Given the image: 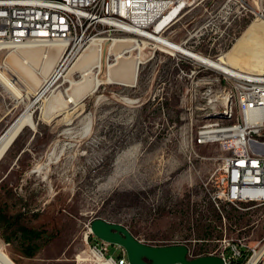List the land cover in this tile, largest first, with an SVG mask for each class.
<instances>
[{
  "label": "rangeland",
  "instance_id": "1",
  "mask_svg": "<svg viewBox=\"0 0 264 264\" xmlns=\"http://www.w3.org/2000/svg\"><path fill=\"white\" fill-rule=\"evenodd\" d=\"M226 1L195 0L173 19L162 38L184 43L194 53L219 54L229 66L238 58L252 60V50L264 47V0H233L236 16L228 20L220 11ZM154 31L160 35L159 29ZM227 34L233 36L231 42L224 41ZM111 42L103 43L101 66L93 70L103 83L94 90L87 88L79 103H68L60 111L45 109L51 94L60 91L66 100L72 93L74 83L62 77L52 93L36 101L26 83L16 85L23 93L29 91L30 99L16 97L0 83V135L30 101H34L35 123V129L21 130L0 159L2 253L16 264H97L92 257L95 236L90 232L97 218L119 223L151 245L175 238L208 239L195 243L194 254L219 252L223 239L250 245L262 240L264 203H241L240 208L221 203L218 210L202 185L211 162L195 160L192 166L187 155L176 149L173 133L182 123L180 117L187 116L180 104L186 81L163 91L158 86L159 74L171 71V59L152 45L118 58L124 43L109 49ZM13 50L0 51V66L7 76L19 79L7 67L11 55L22 56L20 50ZM82 51L60 69L75 82L83 78L76 67ZM137 54L143 62L135 83L127 85L114 76L113 82H106V72L116 71ZM50 55L54 57L51 72L58 54ZM203 76L197 75V80ZM197 80L191 85L190 105L196 122H202L215 111L214 106L198 108ZM88 118L90 132L83 136L79 132ZM198 151L218 153L215 145ZM107 249L108 255L117 256L114 246Z\"/></svg>",
  "mask_w": 264,
  "mask_h": 264
},
{
  "label": "built area",
  "instance_id": "2",
  "mask_svg": "<svg viewBox=\"0 0 264 264\" xmlns=\"http://www.w3.org/2000/svg\"><path fill=\"white\" fill-rule=\"evenodd\" d=\"M194 1L0 0V51L36 44L45 49V59L52 51L59 50L60 53L61 46H68V54L59 55L53 69L60 70L85 48L91 38L102 36L104 42L112 41L114 37L141 39L144 36L140 31H151L169 14L176 18ZM233 3V0H227L220 9L226 20L236 16ZM240 6L245 9L243 1ZM172 21L161 26V35ZM232 39L233 36L227 34L224 41L231 42ZM180 44L184 46V43ZM156 49L172 63L171 71L165 76L159 74L160 90L186 81L180 104L187 116L180 117L182 123L173 136L176 149L187 155L189 164L193 166L195 160L211 162L210 173L202 185L213 206L220 210L221 203L236 208H240L241 203H264V76L236 71L229 73L166 47ZM195 53L215 60L221 56ZM197 75L211 76V84L202 85L200 91L203 111L205 104H212L214 111H219L220 103L204 102V93L211 85L222 84L227 85V93L234 97L238 117H232V121L226 124L196 122L190 105V89ZM211 145L217 147L216 155L199 153V147ZM205 242L208 239L175 238L164 245H185L189 250L188 258L212 254L222 257L224 264H264V238L253 245L223 239L225 244L219 252L194 254L195 243ZM95 243L100 246V253L96 254L107 264H129L122 247L112 245L118 252L114 257L107 254V246L111 244L99 239H95Z\"/></svg>",
  "mask_w": 264,
  "mask_h": 264
},
{
  "label": "bare ground",
  "instance_id": "3",
  "mask_svg": "<svg viewBox=\"0 0 264 264\" xmlns=\"http://www.w3.org/2000/svg\"><path fill=\"white\" fill-rule=\"evenodd\" d=\"M174 18L175 17L173 16V14H169L166 18H164V20L159 25L155 26L151 31H140L141 35L144 36L141 39L132 40L128 37H114L112 42L109 44V49L111 48V46H114L117 43H124L123 50L118 53L119 56L118 58H120L121 56L119 54H123V55L128 54L133 50H137L138 52H140V50L145 45H152L153 48L154 47L156 48L158 46L161 48L166 47L168 50L190 56L199 63H203L209 67L216 68L221 71H225L229 73H233L234 71H236V72H244L245 74H250V75L264 76V47L256 46L255 48L256 50H252L255 53L252 60L240 59L237 57L238 59L232 60L233 63L229 62L232 65L229 66L220 60L222 56H220V58L216 60L208 57H203L197 53H194L193 51L188 50L187 48H184V46L180 43L178 45L162 38V35L161 34L159 35L158 31H154L155 29H159V32L161 33L160 31L161 26L168 21H172ZM104 40L105 37H101V36L91 38L89 43L87 44V47L79 55L78 58L80 59V61L78 60L79 62L78 64L76 63L77 64L76 67L78 68V70L79 69L82 70L83 73L81 74H83L82 75L83 78L78 82H75L73 79L66 78L69 77L67 76L68 74L63 75L61 70H53L50 72V69L54 63V59H53L54 57L52 58L51 55L50 56L48 55V57L44 59L43 54L45 52V49L42 50L41 48H39L40 46H37L36 44H28L20 49L13 50V51L20 50L22 56L19 55V57H16L15 55H11L8 61L7 67H10V69L19 76V79L16 77L14 79V77L10 78L9 76H7L1 70V66H0V83L7 90L14 93L16 97L28 99L30 97L29 91L23 93L22 88L16 85V83L18 85L22 84L21 82L26 83L29 86V89H31V94L33 95L32 97L34 98V101H36L39 98L44 97L48 93L49 94L52 93L55 89L52 88L54 87L55 82L62 77L64 82H68L71 84L74 83L73 91L69 95V97L67 96L69 99L66 98V100H63V96L60 91L51 94L50 99H48L49 100L48 104L46 103V109L44 108L45 112L60 111V109L63 108L68 103L77 104L80 102L81 94L87 91V88L91 87L94 90L97 86L103 83V81L98 78V76L93 72V70L96 68H100L101 66V59H102L101 50ZM131 43L132 46H130ZM56 53L58 54V57L59 55H67L68 46H61L60 53L59 50ZM130 56L131 54L125 57L129 58ZM142 62L143 61L141 60L140 56L138 54L135 55L132 60H129L121 64L116 71L114 70V71L106 72V82L108 83L113 82L112 79L114 76V77H119L125 82H127L124 84L130 85L129 82L135 83L139 64H141ZM108 66H111V64L107 65V67ZM210 84H211V76L209 75H204L203 77H201V79H198L196 81L195 90L198 91L197 96L200 100H201L200 91L202 90V85H210ZM195 98L197 97L195 96ZM34 101L33 102L30 101V103L26 106L25 110L0 135V157L2 156L4 151L7 149L9 144L12 142V140L15 138V136L20 130H22L25 126H29L35 129L34 127L35 123L31 112V106L34 103ZM204 102L220 103L219 111L214 112V114H209L205 116L204 120L202 121L204 123L226 124L232 121V117H238V108H234V97L231 94L227 93V85H222V84L211 85L210 89H206L204 93ZM213 106L214 105L212 104H205V109ZM198 108H201V110H203V103H201L200 107ZM90 128H91V121L88 118L86 121L83 122L82 128L80 130L81 132L79 133L84 136L85 134L90 132ZM53 152L54 151L51 152V155L53 154ZM40 166H37L36 169L34 168L36 172L40 171L41 168ZM95 239L97 238L95 237ZM169 245H177V244H169ZM93 250L96 251L95 253L93 252L94 253L92 255L93 260L97 262V264H107L105 261L101 259L99 254H96V253H100V246L98 245V243L95 244ZM205 255H212V254H200V256H205ZM0 264H16V263H14L8 257V255L2 253V250L0 248Z\"/></svg>",
  "mask_w": 264,
  "mask_h": 264
},
{
  "label": "water",
  "instance_id": "4",
  "mask_svg": "<svg viewBox=\"0 0 264 264\" xmlns=\"http://www.w3.org/2000/svg\"><path fill=\"white\" fill-rule=\"evenodd\" d=\"M20 131L0 159L10 148ZM90 231L97 239L122 247L129 264H224L222 257L217 255L188 258L189 250L185 245H151L141 242L125 226L99 218L91 222Z\"/></svg>",
  "mask_w": 264,
  "mask_h": 264
},
{
  "label": "trees",
  "instance_id": "5",
  "mask_svg": "<svg viewBox=\"0 0 264 264\" xmlns=\"http://www.w3.org/2000/svg\"><path fill=\"white\" fill-rule=\"evenodd\" d=\"M37 234H38L37 232H34V233H33V235H35V236H36Z\"/></svg>",
  "mask_w": 264,
  "mask_h": 264
}]
</instances>
